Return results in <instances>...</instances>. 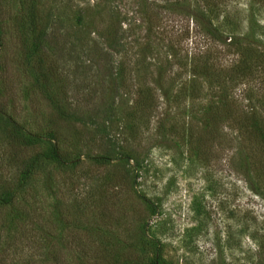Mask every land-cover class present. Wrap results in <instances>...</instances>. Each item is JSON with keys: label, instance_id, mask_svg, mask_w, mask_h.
<instances>
[{"label": "rangeland", "instance_id": "obj_1", "mask_svg": "<svg viewBox=\"0 0 264 264\" xmlns=\"http://www.w3.org/2000/svg\"><path fill=\"white\" fill-rule=\"evenodd\" d=\"M0 101L4 264H264V0H0Z\"/></svg>", "mask_w": 264, "mask_h": 264}, {"label": "trees", "instance_id": "obj_2", "mask_svg": "<svg viewBox=\"0 0 264 264\" xmlns=\"http://www.w3.org/2000/svg\"><path fill=\"white\" fill-rule=\"evenodd\" d=\"M230 42V41H228ZM2 103L0 101V121L2 120ZM24 168V167H23ZM21 168L20 165L16 166L15 169V177L17 182L22 180V179H26L28 178L29 174L27 173L28 170L26 168ZM0 214H2L3 211H6L7 209H10V211L6 212L4 215L2 214L0 217V222L5 221V215L7 216L9 213L11 214L12 212L16 213L15 218H18V221H20L22 218V215L28 216L27 214L29 213L28 210V201L27 199H25V202L23 203V206H16V199L17 197V192H16V188L13 186H8L7 182H0ZM30 219V218H29ZM31 221V219H30ZM0 227H3V225H0ZM2 231L0 230V253L2 252L1 248L3 247L2 244ZM5 240V238H4ZM2 242V243H1ZM0 264H4L3 259H1L0 256ZM25 264V263H23ZM33 264V263H31Z\"/></svg>", "mask_w": 264, "mask_h": 264}]
</instances>
